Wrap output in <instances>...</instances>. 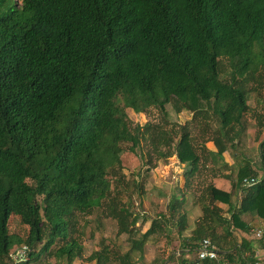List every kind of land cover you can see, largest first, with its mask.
I'll list each match as a JSON object with an SVG mask.
<instances>
[{
    "label": "trees",
    "instance_id": "16d2710c",
    "mask_svg": "<svg viewBox=\"0 0 264 264\" xmlns=\"http://www.w3.org/2000/svg\"><path fill=\"white\" fill-rule=\"evenodd\" d=\"M263 88L264 0H0V264L20 244L30 252L18 264L47 255L72 264L103 218L128 248L101 237L86 257L95 264H137L150 244L151 264H211L197 256L203 238L221 263L252 264L249 240L233 230L251 232L245 214L264 221V136L258 162L240 150L251 121L264 134ZM251 92L261 103L254 120ZM151 107L160 121L129 123L126 109ZM184 111L191 117L181 123ZM208 140L234 158L229 192L214 185ZM124 145L145 158L126 181L139 201L112 187ZM172 156L184 184L148 217L142 187ZM245 177L257 182L245 186ZM238 193L239 207L224 215L217 202ZM189 196L201 211L193 226L179 212ZM173 242L194 259L171 253Z\"/></svg>",
    "mask_w": 264,
    "mask_h": 264
},
{
    "label": "rangeland",
    "instance_id": "374dc122",
    "mask_svg": "<svg viewBox=\"0 0 264 264\" xmlns=\"http://www.w3.org/2000/svg\"><path fill=\"white\" fill-rule=\"evenodd\" d=\"M264 91V88L262 89ZM248 104L251 107L248 111V117L251 120H254L255 109L260 108V102H258V98L256 97V93L251 92L248 95ZM168 111H171V107L167 105ZM128 121L131 125L136 123L144 124L145 122H158L162 119V113L155 107L149 108L145 112L136 113L131 108L126 109ZM190 113L184 111L179 116V122L183 123L190 119ZM172 119L173 117H169ZM250 120V121H251ZM251 126L248 130V136L246 137L245 144L247 152L253 157V160L258 162V143L262 140L264 134L257 135L256 133V124L254 121H251ZM217 124L213 123L215 127ZM127 145H124V151L122 152V164L123 168L118 170V174L122 175L121 181L119 180V176H117L116 182H113L112 187H117L121 192L122 201L127 202L128 193L132 196L133 200L139 201V197L137 196L136 191L138 189L132 190V185L127 187L126 181L134 175L133 173H142L143 171V158L140 155L139 149L136 148L135 152L130 151L126 148ZM142 166V167H141ZM182 169L183 165L179 162L176 156H172L169 158V162L167 164H160L157 167L153 168L150 171L148 179L145 180L142 190L141 199L143 201V206L146 211L148 210V217L153 216L154 212L151 209L152 205H155L156 202H159V207L157 209L158 212L164 211V205L168 202L172 191L174 190V186L176 183L179 185L184 184V180H182ZM120 181V182H119ZM141 195V194H140ZM191 199V198H190ZM190 204V201H189ZM192 204V203H191ZM193 205V204H192ZM16 224V223H15ZM14 224V225H15ZM18 224V223H17ZM137 225L141 227L142 230H145L149 226V221L144 222L143 217L141 216L137 222ZM21 226V225H20ZM93 229V236L88 237L89 229ZM115 222L109 220L108 218H103L101 222H94L86 231V239L83 241L84 251L83 256L76 258L72 264H95L94 261H89L86 259L87 255L91 252L92 248L100 243V238H108L113 239V243L119 249L120 252H124L128 248V242L126 240L127 235L121 234L120 236L115 235L116 231ZM17 230L19 234L22 231L18 229V226L14 228ZM57 246V245H56ZM53 246V247H56ZM13 247H16L14 245ZM155 246L152 244L148 245L145 250V257L137 264H151L152 257L156 254L154 250ZM41 261L43 264H66L63 263V260L53 256H42Z\"/></svg>",
    "mask_w": 264,
    "mask_h": 264
},
{
    "label": "crops",
    "instance_id": "0c3cea01",
    "mask_svg": "<svg viewBox=\"0 0 264 264\" xmlns=\"http://www.w3.org/2000/svg\"><path fill=\"white\" fill-rule=\"evenodd\" d=\"M248 130H249V128H248ZM248 130H247L246 137L248 136ZM246 137L243 140V142L241 143L240 150L244 151L246 155L251 157L250 154L247 152V149L245 148L246 147V144H245ZM205 145L211 151L210 153H211V157L213 159L214 165L216 167H219L218 170H215L216 177L213 179L215 187L220 189V190H223L225 192H229L231 189V180L228 176H230L234 170L236 171V167L234 168V170H232L230 168V166L234 164V158H233L232 154L230 153V150H224L223 149V151L220 154L217 153L218 147L213 140L206 141ZM251 158L253 159V157H251ZM257 158H258V155H257ZM182 165L184 166V164H182ZM182 178H183L182 180H184V176H182ZM240 200L241 199L239 198V193H238V195H233L230 198L229 202L224 201V200H219L217 203L221 208L224 209V212L226 211L224 213V215L228 216L231 214V210L233 208L239 207L240 202H241ZM189 201H190V204H189ZM191 203L193 204L192 196H189L187 204L185 206H183L182 208H180L179 212L185 211L187 213L188 223L191 226H193L194 221L200 215L201 211H200V208L198 205H192ZM242 218H243V220L248 222V225H251V226L253 225L252 228L258 226L259 224L264 223V221L262 219L256 218V217L253 218L249 214L242 215ZM190 229L191 228H188V230L184 232L181 239H184L185 236H186L185 239H187ZM167 231H168V229H167ZM167 231L165 229H163V231L159 232L158 236L159 237H165V238L168 237L170 233L168 234ZM233 233L235 234V237L237 238L238 242H240L242 239L249 240L250 257L252 259H254V262L252 264H264V246H263L262 242L260 240L255 239L251 235L250 231L246 232L244 230H241L240 228H235L233 230ZM173 243L174 244L170 250L171 253L175 252L177 254H180V253L185 252L186 259H194V257L196 256V252L189 253L188 249H180L178 242H173ZM159 247L162 248L161 243L159 244ZM152 259H153V257H152ZM186 263H188V262H186Z\"/></svg>",
    "mask_w": 264,
    "mask_h": 264
},
{
    "label": "built area",
    "instance_id": "2783aa9c",
    "mask_svg": "<svg viewBox=\"0 0 264 264\" xmlns=\"http://www.w3.org/2000/svg\"><path fill=\"white\" fill-rule=\"evenodd\" d=\"M243 185L249 186L257 182L253 177H245ZM252 236L260 240L264 246V223L251 229ZM197 256L199 259H208L211 264H224L218 259V250L215 244L209 238L201 239L198 247L196 248ZM30 248L25 244H20L10 250L8 256L10 257V264H18L28 260Z\"/></svg>",
    "mask_w": 264,
    "mask_h": 264
}]
</instances>
